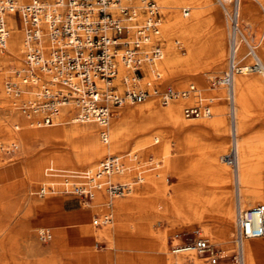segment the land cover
<instances>
[{"label": "bare ground", "instance_id": "bare-ground-1", "mask_svg": "<svg viewBox=\"0 0 264 264\" xmlns=\"http://www.w3.org/2000/svg\"><path fill=\"white\" fill-rule=\"evenodd\" d=\"M32 1L34 0H18L17 5L22 6ZM153 1L161 7V13L163 10L165 11V16L164 18L161 17L160 23V37L164 41L161 57L156 61L155 65H145L143 67L144 76L142 78H138L131 71L120 66L118 75L112 81L114 84L111 83L117 88L118 92H122L126 88L125 84H122L124 78L133 79L135 83L141 84L142 87H148L149 82H151L150 78L156 68L161 75L164 73L195 75L204 73L212 68L215 70L222 68L223 60L227 55L226 36L223 25L216 16L217 7L213 5L212 0H157L160 5L155 0ZM257 1L264 7V0ZM20 2L24 4L21 5ZM180 7L182 8L181 13L179 12ZM251 7L252 0H240L239 20L241 19V8L245 12L249 11ZM184 9H188V11L185 13ZM206 11L211 12L207 20L203 18ZM5 21L8 35L5 47L0 48V179L8 176L7 172L9 171L6 167L3 168V160L1 159V149L4 146L6 137H9V143L16 146L21 152L28 150L30 145L36 141L42 143L60 141L69 148V151L56 153L54 155L55 160L86 168L83 170H64L50 162L42 171L43 177L48 176V178L45 179L38 189L41 194L47 196H53V193L65 191L66 189L69 190L68 183L74 184L72 190L78 185L87 186L92 184L89 182L90 179L94 180L93 184L101 183L104 181L105 175H98V169L103 160L99 158H102L106 153L119 151L124 148H129L128 152L113 154L119 170L111 175V179L131 168L133 164L132 157L135 156L133 154L137 152L142 154L152 152L154 158H159L162 164L172 172V175L176 178L175 182H181L191 173H195L198 166H203L212 175L221 195L208 194L205 192L206 188L200 185H197L196 188L188 193L171 194L167 191L164 184H159V181L153 176L149 178L148 190L152 194L143 200L141 205L139 204L142 209L137 212L139 221L136 224V230L140 235H146L147 237L154 235L151 221L159 214L168 219L181 215L186 216V218L196 217L200 219L203 216L205 217V210L215 204L220 207V211L223 212L226 218L231 219L233 216L232 196L228 168L224 165L226 163L231 165L234 171L233 181L237 208L242 209V206L257 202L264 204V154H259V152L264 151V130L247 136L243 134L244 130L250 125L248 122L250 98L253 95H259L264 101V30L259 40L261 42L258 50V43L249 37L252 43L256 45L255 50L261 60L262 69L243 70L240 73H236L233 77V116L231 121H229V132H231L230 135L235 134V138L234 140L231 139L228 151L220 155L226 144L224 138V133L228 130L226 119L217 114L213 117H206L210 113L204 114L203 111L198 116L200 118L187 117L185 114L187 107L200 106L202 110L209 101L204 105H187L184 107L183 113L188 119L186 120L183 116L182 104L185 102H196L198 99L194 85H190L188 89L183 90L186 91V94H182V90L174 89L178 91V95L167 99L165 103L162 102V98L158 95L163 103L162 105L158 103L154 96H149L156 94L151 90L149 97L146 96L143 100L137 101L139 103L135 105L130 104L127 102L130 100H127V103L125 102L122 106L115 109L106 127H103L96 119L80 120L71 101L62 103L58 107V111L52 115L50 122L43 121L45 112L40 110L36 103L41 98L42 88L45 85L54 89L56 85L50 81L49 75L44 70H41V67H36L34 74L27 70V55L34 46H37L43 55L47 56L50 50L55 48L58 41L43 34L38 38L37 42H30L25 31L26 21L18 17L15 11L8 13ZM248 24L247 22L246 24L240 23L247 35ZM206 25L212 27L210 42L206 41L202 35L203 28ZM163 33L168 39L167 42L162 38ZM243 48L240 47V50ZM23 57V66L15 68L13 75L4 81L3 76L6 72L4 65L9 61H13L18 67ZM242 57L246 58L244 60L245 63L252 61V58L246 55L245 49ZM99 84L104 85L103 82H99ZM191 86L193 89H191ZM222 87L227 95L226 88ZM220 95H222L221 92L218 93V96ZM177 98L179 99L170 102V100ZM217 103L214 105V112L219 114L224 107L219 104L220 102ZM40 126L43 127L41 128ZM164 126L167 128L169 126L171 129H160V127ZM38 127L40 129H37ZM207 129L212 132L215 138L211 147L205 146L200 149L196 147V150H198L196 156L192 160H187L185 152L191 146V139ZM171 131L179 134V136L174 137L176 146L174 155L170 151L168 140H166ZM160 137L162 140L155 146V143L159 142ZM231 147H234L235 155L234 158L228 160L226 156ZM151 158L150 156L148 157V159ZM43 159L44 157L36 156L27 160L26 164L28 171L32 175L31 179H37L40 176V164ZM98 159L99 161L97 162ZM125 159L128 161V166L124 163ZM57 169L59 171L62 170L63 174L71 177V181L69 178H53L59 174ZM84 170L86 171L83 172ZM143 172L144 168L142 169L141 165L135 169V177L139 179L137 182L144 180ZM51 176L52 178H50ZM81 176L84 178L83 180L81 179V184L75 185L76 182L80 181L79 178ZM135 177L134 180L136 179ZM134 180H127V182L133 184L135 183ZM45 197L41 199L25 198L28 206L25 216L29 218L35 215L37 206L45 201ZM106 198L109 199L104 187L98 189L94 186L89 207L92 211L104 208L107 203ZM111 200L116 207L115 221L117 223L114 225V230L122 232L125 226H122L119 221L120 214L123 209L128 208L133 203L136 204L137 200L128 198L117 199V197ZM14 201V198L4 200L2 194H0V264H9L10 261L16 264L19 262V258L23 262L27 260L24 262L25 264H181L182 261L196 263L202 259L199 254L194 252L171 256L164 241L156 246L148 245L151 253L145 254L146 256L142 255V257L139 255L137 258H133L132 255H123L113 260L110 252L96 253L90 251L87 258L78 259V256L74 253H71L72 256L66 255L68 253L66 251L67 248L64 250L65 255L57 256L55 250L67 244L64 230L51 228V233L50 228L39 227L37 231L40 235L44 234L47 235L46 239L50 238L49 250L41 249L34 234V229L37 226H34L30 219L26 221L20 220L19 214H17L18 207L14 205ZM108 214L100 218V223H102L100 230L90 226L86 227L83 231L84 236H93V238L107 237L110 239L112 228L109 224L111 219ZM236 214L237 209L235 226ZM95 222L97 223L98 220H95ZM207 238L204 236V239L210 244H214ZM263 249L264 241L251 243L250 240H244L241 244L242 264H257L255 255ZM66 257L69 259L67 260Z\"/></svg>", "mask_w": 264, "mask_h": 264}, {"label": "built area", "instance_id": "built-area-1", "mask_svg": "<svg viewBox=\"0 0 264 264\" xmlns=\"http://www.w3.org/2000/svg\"><path fill=\"white\" fill-rule=\"evenodd\" d=\"M17 1L0 0V48L5 47L8 35L5 17L11 11L26 21L25 31L30 42H37L43 34L58 41L47 56L34 45L27 55V70L34 74L36 67H41L56 85L55 89L45 85L36 103L45 112L43 121L50 122L58 107L71 101L80 120L96 119L106 127L115 109L127 100L141 101L150 90L158 94L163 103L178 95L170 84L163 87L161 73L157 69L148 87L124 78L126 88L120 93L111 84L120 66L142 78L143 67L155 65L161 57L164 49V41L160 37L162 9L153 0H34L22 6H18ZM217 1L228 29L227 67L221 75L211 78V85L226 88V101L232 117L234 75L243 70L262 69V63L256 53V45L240 25V0ZM183 11L186 13L188 9ZM240 47H244L246 55L252 58L251 62L243 61ZM181 93L186 94V91ZM209 105L202 110L200 106L187 107L185 114L187 117H198L202 111L209 114ZM230 137L234 140L235 134ZM234 155V147H231L226 158L231 160ZM116 165L115 155L104 158L98 169V175H105L104 181L93 184L94 180L90 179L92 184L76 186L74 194L81 201L91 200L94 186L98 189L104 187L110 199L128 193L133 184L111 179V175L119 170ZM135 178L134 182L139 181ZM46 237L41 235L42 240ZM257 238H264V204L237 208L233 241L234 258L238 264H242V242ZM184 248H190L212 264L220 258L217 247L196 233L190 236L187 245L173 248L172 253L175 255Z\"/></svg>", "mask_w": 264, "mask_h": 264}, {"label": "rangeland", "instance_id": "rangeland-1", "mask_svg": "<svg viewBox=\"0 0 264 264\" xmlns=\"http://www.w3.org/2000/svg\"><path fill=\"white\" fill-rule=\"evenodd\" d=\"M159 5L160 2L155 0ZM213 5L217 7L216 16L220 23H222L225 36H226V47H227V28L225 25L223 12L221 7L219 6V3L217 0H212ZM26 3V2H25ZM20 4H24L20 2ZM162 6V5H161ZM163 7V6H162ZM182 8H179V12L181 13ZM241 19L239 20L241 24L247 25V33L248 36L253 38L254 41L258 43V47L260 46L259 41L261 39L263 30H264V7L257 1L252 0V7L249 9V11H245L241 8ZM191 12V11H190ZM163 15L162 18L165 16V11H162ZM190 15V13H189ZM188 15V16H189ZM211 15L210 11H206L204 13L203 18L209 19ZM187 17V15H186ZM243 18V20H242ZM212 34V27L210 25H206L203 28L202 35L206 41L210 42V37ZM162 38L167 42L168 39L164 35H162ZM167 39V40H166ZM241 54L244 53V48L240 50ZM226 57L223 60L222 68L220 70H215L214 68L207 70L204 73L195 74V75H175L170 73H164L161 75V82H163V87L166 84H170L174 89L179 90H186L189 88L190 85L195 86V93L197 94V101L192 103H183L181 106L182 113L184 107L187 105L192 104H200L204 105L205 103H208L210 106V114L206 117H213L217 115L223 116L226 119L228 130L226 133H224V138L226 140L225 147L220 152L221 154H224L228 151L231 143V137L229 132V121H231V117L229 115V104L226 101L227 95L225 92V89L221 86L213 87L211 85V78L215 75H221L220 73L223 72L226 68ZM246 60V58H243V61ZM24 64V57L21 60L20 66L16 67V64L13 61H9L4 65V68L6 67V72L3 76V80L5 81L9 76L13 75V70L15 68H20ZM157 69V68H156ZM158 70V69H157ZM150 80H153V76L150 78ZM114 84V82H112ZM123 84V82H122ZM139 84V83H138ZM141 86V84H139ZM142 87V86H141ZM162 87V88H163ZM121 93V91H119ZM221 92L222 95L218 96V93ZM149 96H154L158 103L162 105L163 103L160 100V97L158 94H151ZM148 96V97H149ZM220 98V99H219ZM177 99L170 100V102H174ZM251 103L248 105V122L250 125L246 130H244V136L253 134L258 131L264 130V101L259 95H253L252 98H250ZM132 105H135L139 102L137 101H127ZM126 102V103H127ZM219 103L224 107L223 111L219 114L214 112V105L216 103ZM20 103V102H19ZM217 103V104H218ZM21 110V109H20ZM22 112V110H21ZM23 114V112H22ZM24 116V115H23ZM183 116L185 117L184 113ZM186 120L188 119L185 117ZM200 118V117H198ZM193 123V122H191ZM36 127V126H34ZM41 128L43 126H40ZM37 129H40L39 127ZM160 129H171L169 126L167 127H160ZM179 136V134L175 131L169 132L168 137H166V140H168L169 147L171 153L174 155L175 153V141L174 137ZM214 135L210 130H205L204 132L195 135L193 137L191 146L187 148V152H185L187 160H192L198 153L197 149L203 148V147H211V144L214 140ZM162 138H159V142L155 143V146H157ZM10 138L6 137L4 140V146L2 147L1 151V159L3 160V168L6 167L9 171L7 172L8 176L0 179V194H2L4 200H9L11 198H14L15 201L13 202L16 207H18L17 211L19 214V218L22 221H26L28 219L32 220L37 215L38 206L44 205L46 203L51 204L53 207L61 208L64 206L66 209H77V211L82 212L85 215V222L81 223L79 225L81 234L84 236V229L86 227H92L94 229L100 230L102 228V223H100V218L108 214L111 221L109 222L111 228H112V234L111 238L107 237H94L91 245H88L86 247H76L72 248L64 245L60 246L57 250H55V254L57 256H62L64 254V250H67L68 253L66 255L72 256L71 253H74L78 256V259L81 258H87V255L90 253V251L94 252H110L112 255L113 260H116L120 256H130L132 255L133 258H137L139 255L142 257V255L149 254L150 247L148 245L156 246L160 244V242L164 241L166 244V248L169 251L171 256H176L172 253L173 248L180 247L187 245L188 240L190 236L193 233H196L198 236L208 237L207 239L214 242V245L217 247V249L220 251L219 256L220 258L216 263L213 264H238L236 259L234 258L235 254V244H234V235H235V213L238 205L236 204V191H235V184L233 181V167L229 164H224L228 168V176H229V185L231 189V196H232V210H233V216L231 219L226 218V216L223 214V212L220 211V207L218 205H211L208 207V209L205 210V217L198 219L196 217L186 218V216H176L172 219L165 218L162 214L157 215L152 221H151V228L154 232L153 236H146V235H140V233L136 230V224L139 221L137 212L141 210L142 201L148 198L152 193L148 190V186L150 184L149 178L153 176L157 181H159V184H164L167 188V191L171 194L179 195L181 193H188L194 188H196L197 185L203 186L206 188L205 192L208 194H216L221 195L218 188L215 185V180L213 179L212 175L208 173L204 169L203 166H198L195 173H191L187 177H185L181 182H175L176 178L172 175V172L168 170L163 164L160 159L154 158V155L152 152H149L148 154H142V153H135L132 157L133 164L131 165V168L125 170L123 174L116 175L112 177L114 180L119 181H127V180H134L135 177V169L138 168L139 165L142 166V169L144 168V172L142 173V176L144 178L141 182H135L133 183L132 190L127 193L129 195H123L120 197H117V199L122 198H128V199H135L136 204L133 203L128 208H125L122 210L120 214V223L122 226H125L124 230L122 232H117L114 230V225H116L117 221L115 217L116 213V207L114 206L113 201L108 198L105 200L107 201L104 208H99L98 210H93L89 207V204L91 203V200H85L81 201V198H78L74 194L73 186L74 184L68 183L69 190L61 191L53 193V196H47L44 194H41L39 192V187L42 185V183L45 181L48 176L43 177L42 171L48 164L51 162L53 165L58 166V168L69 170V169H86L85 167H79L73 164L69 163H61L57 160H55L54 155L56 153H64L69 151V148L64 145V143L60 141H54L50 143H42L40 141L33 142L28 150L25 152H21L20 149H18L16 146H13L9 143ZM129 148H124L119 151L106 153L102 158H99L100 160L104 159L110 154H123L128 152ZM137 154V155H136ZM260 155L264 154V151L259 152ZM41 156L44 157L42 160V163L40 164V176L37 179H31L32 175L28 171L27 168V160L30 157H36ZM150 156L151 159H148ZM97 160V162L99 161ZM159 161V162H158ZM221 161V156H220ZM125 165L128 166V161L125 159L124 161ZM95 167V166H94ZM59 173L53 178L62 179V178H69L71 181V177L67 176L66 174H63V171L57 169ZM84 170L83 172H85ZM52 178V176L50 177ZM79 178V177H78ZM44 179V180H43ZM80 181L76 182L75 185L81 184V179L84 178L81 176ZM69 181V182H70ZM30 183V184H29ZM67 186V185H66ZM41 194V195H40ZM45 201L37 206V211L35 215H32L31 217L25 216V211L27 209V200L25 198L33 199V198H44ZM113 199V198H112ZM257 204H261L260 202L253 203L247 206H242V209H247L249 207L255 206ZM39 206V207H40ZM95 220H98L100 223L97 225L95 223ZM33 224V223H32ZM34 226H37V224H33ZM40 226H37L34 229V234L37 239V241L40 244L41 249L49 250L50 248V238L46 240H42L40 237V233L37 231ZM50 228V227H47ZM229 230V232H228ZM50 231L52 233V230L50 228ZM48 233V232H47ZM93 237V236H91ZM141 237V238H140ZM251 243H260L264 241V238L261 239H249ZM66 241V240H65ZM141 244V245H140ZM49 246V247H47ZM78 248V249H77ZM196 253L195 251H192L191 249L184 248L183 250L179 251L177 254L181 253ZM59 254V255H58ZM62 254V255H61ZM146 256V255H145ZM201 257V256H199ZM23 258V257H22ZM25 258V257H24ZM202 258V257H201ZM257 264H264V249L262 251H258L255 255ZM68 260L69 258L66 257ZM26 260V259H25ZM16 264H25L24 261L19 258ZM9 264H15L12 263V261L9 262ZM82 264V263H80ZM181 264H212L210 262L205 261L203 258L197 261L196 263L191 261H182Z\"/></svg>", "mask_w": 264, "mask_h": 264}, {"label": "crops", "instance_id": "crops-1", "mask_svg": "<svg viewBox=\"0 0 264 264\" xmlns=\"http://www.w3.org/2000/svg\"><path fill=\"white\" fill-rule=\"evenodd\" d=\"M39 206L32 223L40 227L63 229L69 247H85L95 241L93 237L81 234L79 225L85 222V215L82 212L77 209H66L64 206L62 209L56 208L48 203Z\"/></svg>", "mask_w": 264, "mask_h": 264}]
</instances>
